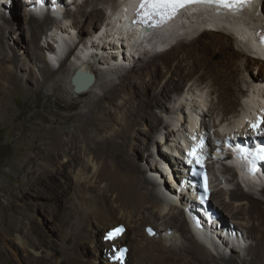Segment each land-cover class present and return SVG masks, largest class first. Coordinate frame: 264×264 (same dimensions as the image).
<instances>
[{
  "label": "bare ground",
  "instance_id": "1",
  "mask_svg": "<svg viewBox=\"0 0 264 264\" xmlns=\"http://www.w3.org/2000/svg\"><path fill=\"white\" fill-rule=\"evenodd\" d=\"M253 2L234 9L189 4L168 22L148 31L131 20L137 0H85L77 13L67 9L61 17L58 12L66 7L64 0L3 2L0 97L18 87L30 92L41 88L55 96L66 91L63 85L69 72L70 78L78 68L94 75L91 86L74 92L84 97L85 111L67 115L65 128L55 126L59 121L53 120L49 126H33L31 134L23 137L33 153L23 163L30 171L11 191L16 196L21 192L20 198L38 195L31 190L41 192L40 186L54 187V192L43 193L50 206L42 209L41 217L26 209V204L34 203L23 198L17 200L22 219L14 217L17 219L11 218L7 226H0L2 235L9 228L11 245L6 248L15 260L13 264H264V200L240 188L241 184L262 187L264 196V173H251L246 156L237 153L238 143L264 141V135L258 134L264 132V60L241 48L264 56L250 30L264 25V0L259 7ZM20 8L25 21L12 22L20 16ZM73 16V26L87 25V36L92 32L93 36L72 40L63 20ZM179 29L188 31L176 40ZM82 33L79 29L78 36ZM14 34L18 35L13 38ZM81 43L84 46L80 49ZM164 45L172 46L156 52ZM18 49L25 56H20ZM145 51L155 54L149 59ZM142 52L145 56L136 59ZM71 57H76L75 62L65 65ZM28 59L38 73L32 71ZM160 59L164 64L161 72ZM123 67H131L144 87L133 90L141 104L135 110L134 104L126 110L116 101L118 85L126 80L124 74L118 84L99 81L103 92L95 91L96 69L112 78L120 73L117 70L122 74ZM143 68L151 69L157 79L140 78ZM250 69L256 71V77L247 81ZM20 71L25 74L19 75ZM159 77L166 80L156 92ZM28 82L34 86L27 87ZM147 92L151 98L146 97ZM173 92L193 94L200 100L177 106L174 111L173 106L168 107L171 116L161 121L155 107L164 105L158 98L173 97ZM92 94L96 99L90 98ZM211 95L216 101L205 103ZM105 100L114 103L104 106ZM2 113L11 116L7 107ZM258 121L261 124L253 128ZM211 128H215L214 133ZM196 158L210 172L209 208L218 213L216 219L200 215L204 208L196 201L198 193L190 190L186 159L191 164ZM217 163L222 178L211 172ZM56 176L57 183H52ZM29 177L34 179L29 182ZM36 223L43 233L52 232L58 250L49 247L50 242L41 237L44 234L33 235ZM148 227L156 229L154 234L147 233ZM117 228H121L119 235L107 239ZM122 247L126 248L125 259H114Z\"/></svg>",
  "mask_w": 264,
  "mask_h": 264
},
{
  "label": "rangeland",
  "instance_id": "2",
  "mask_svg": "<svg viewBox=\"0 0 264 264\" xmlns=\"http://www.w3.org/2000/svg\"><path fill=\"white\" fill-rule=\"evenodd\" d=\"M48 1L50 2L53 0H48ZM64 1H65L66 7L62 8V10H61L62 12H58L59 17L64 15V13L67 9L70 10L71 14L77 13V11L79 10V7L82 5V3H84L85 0H79L78 2L77 1L73 2L74 0H64ZM90 9H91V6H87V10H90ZM105 13L106 12L104 11L103 18L106 19L107 14H105ZM11 21L12 22L15 21V22H19V23H21V22L23 23L25 21V19L23 18V15H21V8H20V16L19 15L16 16L14 19H11ZM64 21H65L64 24L68 26V30H69L68 33H70L67 35L70 36L71 38H73L72 40H74L76 37H78L80 39H85V38L88 39V36H93L92 35L93 32L91 35L87 36V34H88L87 25L85 26V25L78 23L77 25L73 26L74 16L68 17V18H66V20H63V22ZM97 26H98V24H97ZM79 29H82V31H83V33L80 34V36H78ZM185 31H188V30L179 29L180 33H178V31H177L178 35H177L176 40H178V38L180 36H182L183 32H185ZM26 34L27 33L25 32L23 35L24 40L26 39L25 38ZM17 35L18 34H14L13 38L16 37ZM23 37H22V39H23ZM26 41H27V39H26ZM236 44L234 43V48L237 47ZM81 48L82 47H80V49ZM241 48L244 49V51L246 50V53L248 52L247 54L250 56L251 52L249 49H245V47L244 48L241 47ZM80 49H79V51H80ZM235 49L239 50L238 47ZM19 52H20V54H19ZM41 52H40V54H42L43 57L46 56V54H43L44 51H43V53H41ZM145 52H148V51H145ZM150 52H153V51H149L148 54L146 53V57H149V59H151L155 54L154 52L153 53H150ZM17 53L20 56H22V55L25 56V54L22 50L18 49ZM144 53L142 52V53L138 54V56H136V59L141 60L145 56V55H143ZM76 57L74 59H72V57L70 59L68 58L65 61V65L68 66L71 63H74L76 60ZM26 62L31 65L33 72L38 73L37 66L34 63H32L29 59ZM42 64H44V63H42ZM163 65H164L163 61L160 59L158 61V68L160 69V72H161V70H163ZM123 68H124V70L122 71V74H121V70H117L118 73L120 72L118 75H116L112 78L110 76H107L110 80H108L105 73H103L101 71L97 72V69H96L95 91L97 93L103 92L102 89L99 88L100 87L98 84L99 81L103 80L104 82H107L109 84H112V83L118 84V83H120L119 81L121 80V76L124 74L126 77V80L124 83H121L120 85H118V89L116 90V93H117L116 101H119L122 104V107L124 109L126 108V110L134 104L133 107L135 106V108H134V110H135L137 107H140L141 104H139L140 103L139 97L133 95V90H135L136 88H138V89L143 88L144 89V87L141 86V84H139L138 77L133 76V70L131 69V67L130 68L126 67L127 69L125 67H123ZM55 70H56V75L57 76L60 75V73L58 72L59 71L58 68H56ZM94 71H95V68H94ZM138 71L141 72V70H138ZM23 74H25L24 71L19 72V75H23ZM69 74H70V72H69ZM69 74H67L68 76H65V84L63 85V89L64 90L66 89V91H64L63 94H58V95L54 96V95H51L49 93L44 92L43 89H41V88H39L40 89L39 91H31L30 92V91L26 90L25 88L18 87V88H15L14 91H12V93H8L6 95L4 94L3 96L0 97L1 98L0 99V104H1L0 105V210H1L0 211V226L1 225L7 226V224L10 222L11 218L12 219H17V218L22 219V217L20 216V213H18L21 209L20 205L17 203V200H19V199L25 198L23 200L28 201L30 203L31 202L34 203V205L26 204L25 205L26 209L28 208L30 210H33V212H35L36 215L39 217H41L43 215V210L44 209L47 210L50 206L49 200L47 198H43L42 196L44 195L43 193H48L49 191L54 192V187L50 186L51 188H49L48 186H43V187L40 186L41 190H42L41 192H35V191L31 190V192L33 194L34 193L38 194L40 197L38 195L35 196V195H31V194L29 195L28 194L27 197L20 198L18 196L22 195L21 192L19 194H17V196H16L15 194H13V192L11 190L15 187L14 183H16V184L22 183L20 179H23L24 177H26L25 174L28 171H30V168L28 166H25L23 163L25 162V160L28 157H32L33 153L30 152L31 149L25 143L23 137L24 138L28 137L31 134L32 127L33 126H39L42 123L46 126H49L51 121L56 120L59 122H56L55 126H57L59 128H65L66 123H64L63 120L67 115H73L76 112H79V111L82 112V111L86 110V106L84 105V103L81 102L84 99V97L76 96L74 94L73 89L71 88V86L69 84V81H70V75ZM138 76L140 78L144 76V80H145V78H148V77H154V79H157L156 75L153 74L151 69H145V68L142 69V73H140V74L138 73ZM255 77H256V71L253 69H250L247 73V77L245 78V80L248 81V79H250V78L252 79ZM159 78H160L159 79L160 83L156 86V92L159 91V88L161 87L163 82L166 80L165 77H159ZM194 79H195V77H193L192 81ZM26 84H27L26 85L27 87H33L34 86V84L30 83V82H28ZM243 84L245 85L246 81L243 82ZM152 88H154V86L148 88L149 93H151V91L153 90ZM148 92L146 93V97L149 96L148 98H151L150 94ZM186 94L183 93L182 95H184V96H182V95L179 96V94H176L175 92H173L172 93L173 97H170V98L167 96L163 97L160 95V98H158V100L160 102L162 101L161 103H162V105H164V107L163 108L155 107L156 108L155 110L158 114V118L160 120L162 119L161 121L166 122V121H168L167 119H169V115L171 116V112H169L167 110L168 107L171 108V106H173L172 110L174 111V109L177 108V106H180L183 104L184 105L188 104V102L190 104L191 101H193L191 103H194L195 101L198 102L200 100L199 97L194 96L193 94L192 95L188 94V96ZM90 98L93 100L96 99L95 94H92ZM212 98H214V99H212ZM177 101H179V102H177ZM213 101L214 102L216 101L215 95H211V97H207V102L205 101V103L211 104V102H213ZM104 102H103L104 106H107L108 103H111V104H112V102L114 103V101H109V100H105ZM189 104L187 106H189ZM4 106L7 107V109H10L11 116L10 115L6 116L4 113H2L4 111V108H5ZM185 107H186V105H185ZM172 114L174 115L173 112H172ZM44 120H46V121H44ZM144 121H146V120H144ZM153 121H154V123L156 122L155 124L158 123V121H156L154 119H153ZM142 122H143V119L141 120L140 125L142 124ZM18 123H19V125H18ZM181 123L183 124V120H181V122L177 124V129H179V131L182 130ZM113 127H114V124H113ZM142 127H143V124H142ZM214 129L215 128H211L210 132L214 133ZM100 131L102 132L103 129L101 128ZM156 134H159V131H157ZM130 145H132V143H130ZM208 161H210V160H208ZM214 168L215 169L212 170L211 172L214 174H215V172H216V174H220L218 176L220 178H222V175H223L222 170L218 171V168L220 169V164H218V163L214 164ZM216 169H217V171H216ZM33 179H34V177H29L28 181L31 182ZM51 180H52V183H57V181H56V180H58L57 176L54 178H51ZM234 183H236V182H234ZM1 186H6L7 188L6 187L1 188ZM44 187H46V188H44ZM240 188H242V189L244 188L245 192H249V193L253 194L254 197H256V198L258 197V198L262 199V197H263V200H264V196H262V193L260 191V190H262V187L260 189H254L251 187L240 186ZM263 188H264V185H263ZM7 192H9V193H7ZM14 196H15V198H14ZM30 197H32V200ZM38 200L42 201L43 203L39 202ZM45 207H47V208H45ZM37 208H38V212H40V215L38 212H36ZM214 208L217 211H219L217 207L214 206ZM56 211L57 210H55L54 215H56ZM225 216H227V215H224V219H227V217L225 218ZM14 217H17V218H14ZM23 221H24V219H23ZM40 229L41 228H40V225H38V223L35 224V227L32 226L33 235L37 236V234H39V236H40L41 233L44 234L41 237H43L44 241L47 244L50 242L48 244L49 247H54L56 250H58V245L55 242V239H53V238H55V236L52 235V232H50V234L52 235L51 236L50 234H46V233H48V231H45L46 233H43L44 230H42V229L40 230ZM153 229L156 230L155 228H153ZM45 230H48V229H45ZM6 232L7 233L5 235L4 234L2 235L1 231H0V236H1L0 237V242H1L0 247L2 246L0 248V262L2 264H13L14 259L11 256L9 249L6 248V246L9 248V246L11 245V240H10L11 235L9 234V228L7 229ZM5 237H6V239H5ZM54 244L56 245V247ZM5 253H7L8 255H5ZM11 259H12V261H11Z\"/></svg>",
  "mask_w": 264,
  "mask_h": 264
},
{
  "label": "snow or ice",
  "instance_id": "3",
  "mask_svg": "<svg viewBox=\"0 0 264 264\" xmlns=\"http://www.w3.org/2000/svg\"><path fill=\"white\" fill-rule=\"evenodd\" d=\"M250 0H137V5L134 9V15L132 17V22H140L150 26L156 24L164 23L166 20L176 16L183 8L189 4L202 3L209 6L215 5L219 8L234 9L237 6H242L245 3H249ZM260 38L261 43H264V33H257ZM260 121L257 124L252 125L253 128H257ZM258 134L264 135V132H259ZM241 151H246L241 149ZM192 156L193 152H189ZM257 158L264 160V147L258 149ZM196 162L199 163V159L196 158ZM121 229L117 228L113 232H110L107 239H112L119 235ZM126 249L117 250L114 259L122 260L123 253Z\"/></svg>",
  "mask_w": 264,
  "mask_h": 264
},
{
  "label": "water",
  "instance_id": "4",
  "mask_svg": "<svg viewBox=\"0 0 264 264\" xmlns=\"http://www.w3.org/2000/svg\"><path fill=\"white\" fill-rule=\"evenodd\" d=\"M130 24H132V22ZM144 29L148 31L150 28L146 26L144 27ZM93 82V73L87 70H82L80 68L76 69L70 78V83L75 93L85 91L89 86L93 84Z\"/></svg>",
  "mask_w": 264,
  "mask_h": 264
}]
</instances>
